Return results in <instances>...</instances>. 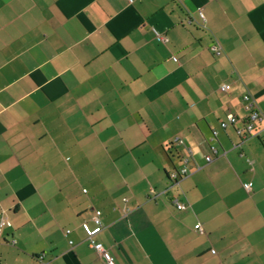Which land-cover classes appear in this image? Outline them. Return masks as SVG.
Segmentation results:
<instances>
[{"label":"crops","instance_id":"0c3cea01","mask_svg":"<svg viewBox=\"0 0 264 264\" xmlns=\"http://www.w3.org/2000/svg\"><path fill=\"white\" fill-rule=\"evenodd\" d=\"M95 210L114 264H264V0H0V264H105Z\"/></svg>","mask_w":264,"mask_h":264},{"label":"built area","instance_id":"2783aa9c","mask_svg":"<svg viewBox=\"0 0 264 264\" xmlns=\"http://www.w3.org/2000/svg\"><path fill=\"white\" fill-rule=\"evenodd\" d=\"M200 17L204 19V15L202 12L199 13ZM153 36L156 41H166V37L162 35L160 32H158L155 28H152ZM215 54H219L220 50L218 47L213 46L212 47ZM230 88V85L227 83H224L220 86V89L222 91H227ZM243 101H244V107L248 111L246 118L244 119L243 125L240 129H238V133L240 135V138L243 140H246L247 138L256 135L257 129H256V123L261 121L262 115L255 107V103L253 98L250 96V94L246 93L243 95ZM237 121V117L231 113L227 114L224 120L220 121V127L225 128L228 124H234ZM217 131L215 129L211 132V139H213L216 136ZM174 142H180L181 140L176 137L173 140ZM190 153V149L188 150ZM212 156L206 155L205 160L207 162L211 161ZM187 158L183 159L182 165L178 169H174L173 171H170L168 173V179L171 183H178L182 178H184L188 174V168L186 165ZM252 183L248 182L245 184V187L249 189L251 187ZM123 201H125V198H123ZM175 207L177 209H183L185 205L178 200H174ZM94 227L88 231L86 239L89 243V245L97 252L99 253L103 259L105 264H114V256L110 253V251L99 241L95 239V235L101 231L102 229V223L100 219V211L95 210L93 216L91 217ZM4 225H9V222L1 218L0 219V227ZM194 228L202 232V228L200 223H196L194 225ZM67 233L69 230L66 231ZM13 243V241H12ZM71 243V241H70ZM44 264V263H43Z\"/></svg>","mask_w":264,"mask_h":264}]
</instances>
